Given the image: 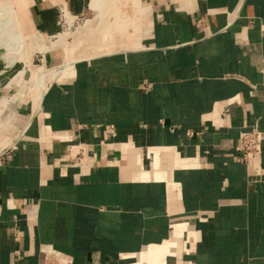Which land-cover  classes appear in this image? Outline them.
I'll use <instances>...</instances> for the list:
<instances>
[{
    "label": "crops",
    "instance_id": "1",
    "mask_svg": "<svg viewBox=\"0 0 264 264\" xmlns=\"http://www.w3.org/2000/svg\"><path fill=\"white\" fill-rule=\"evenodd\" d=\"M0 16V264H264V0Z\"/></svg>",
    "mask_w": 264,
    "mask_h": 264
},
{
    "label": "built area",
    "instance_id": "2",
    "mask_svg": "<svg viewBox=\"0 0 264 264\" xmlns=\"http://www.w3.org/2000/svg\"><path fill=\"white\" fill-rule=\"evenodd\" d=\"M86 21L84 14L70 16L63 7L58 8L57 23L60 27V33L66 34L71 38L73 33ZM264 138L262 131L257 128L243 132L238 139V149L241 153V159L245 162L259 151L260 142Z\"/></svg>",
    "mask_w": 264,
    "mask_h": 264
},
{
    "label": "bare ground",
    "instance_id": "3",
    "mask_svg": "<svg viewBox=\"0 0 264 264\" xmlns=\"http://www.w3.org/2000/svg\"><path fill=\"white\" fill-rule=\"evenodd\" d=\"M5 16H6V15H5ZM5 18H6V17H1V16H0V30L2 29V21H3ZM15 41H16V42H19L20 40H18V39L15 38ZM11 45H12V44H11ZM70 63H71V62H69V63H65V64H62L60 68H64L65 66H68ZM41 69H42V68H41ZM29 70H30V69H29ZM58 72H59V71L57 70V72H55V75H57Z\"/></svg>",
    "mask_w": 264,
    "mask_h": 264
},
{
    "label": "rangeland",
    "instance_id": "4",
    "mask_svg": "<svg viewBox=\"0 0 264 264\" xmlns=\"http://www.w3.org/2000/svg\"><path fill=\"white\" fill-rule=\"evenodd\" d=\"M61 35L66 36V34H61ZM61 35H60V36H61ZM20 57H21V56H20ZM37 57H38V58H37L38 60H37L36 62L38 63V62H40V61H39L40 56H37ZM67 63H69V62H67ZM64 64H65V63H64ZM40 70H42V69H40ZM57 70H58L57 68L53 69V74H54V75H55V72H57Z\"/></svg>",
    "mask_w": 264,
    "mask_h": 264
}]
</instances>
